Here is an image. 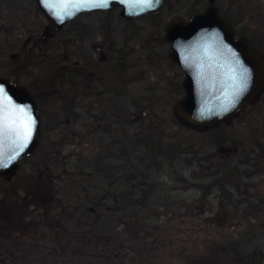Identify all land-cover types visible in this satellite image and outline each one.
I'll return each mask as SVG.
<instances>
[{
	"label": "rangeland",
	"instance_id": "374dc122",
	"mask_svg": "<svg viewBox=\"0 0 264 264\" xmlns=\"http://www.w3.org/2000/svg\"><path fill=\"white\" fill-rule=\"evenodd\" d=\"M16 1L9 2L6 14L0 12V77L31 92L42 139L10 176L0 178V264H195L204 257L199 264H233L226 252L210 255L209 248L246 239L248 253L255 247L264 252V87L232 117L203 129L174 110L182 96V70L169 58L163 26L202 12L207 0H163L156 14L121 21L116 42L117 35L101 26L98 34L89 31L84 43L82 34L52 28L42 36L48 23L33 0ZM213 3L236 35L264 52V0ZM119 42L121 94L91 95L95 110L86 115L88 98L82 87H70L69 61L89 60L90 69L98 70L104 54ZM106 69L113 87L118 84L114 67ZM123 137L148 144L158 139L155 145L165 152L158 170L149 172L152 190L141 213L148 212L149 229L141 241L128 239L118 247L126 230L117 225L121 239L84 255L81 243L67 244L75 231L64 219V194L80 197L89 191L97 177L89 172L85 178L79 166L98 155L109 160ZM124 174L110 191L129 188ZM258 258L246 264H257Z\"/></svg>",
	"mask_w": 264,
	"mask_h": 264
},
{
	"label": "water",
	"instance_id": "95a60500",
	"mask_svg": "<svg viewBox=\"0 0 264 264\" xmlns=\"http://www.w3.org/2000/svg\"><path fill=\"white\" fill-rule=\"evenodd\" d=\"M37 9L53 24L69 21L77 11L108 10L118 6L125 19L145 12H155L163 0H34ZM165 39L170 44L169 58L183 71V94L175 104L176 115L199 129L227 120L245 105L257 98L264 87V52L249 46L245 36L234 38L229 21L219 15L213 0L206 8L196 12L185 22H170L165 27ZM242 68L248 69L247 89L234 95L233 77L239 78ZM5 96L11 108L28 106L25 113L32 116L31 139L25 146L23 139L14 135L0 136V178L10 176L17 168V161L35 147L39 135V118L35 101L24 86L0 77ZM11 118V117H10Z\"/></svg>",
	"mask_w": 264,
	"mask_h": 264
},
{
	"label": "trees",
	"instance_id": "16d2710c",
	"mask_svg": "<svg viewBox=\"0 0 264 264\" xmlns=\"http://www.w3.org/2000/svg\"><path fill=\"white\" fill-rule=\"evenodd\" d=\"M131 140L128 137H123L117 153L114 155L110 153L107 156L109 160H106L104 155H98L95 159L89 160L88 165L79 166L80 173L85 178L89 172L90 175L97 177L90 185L89 191H86L83 196L78 197L74 192L64 194L65 197L67 196L65 199L67 202L63 206V210L66 212L64 219L67 220V227L75 231L67 244L77 246L78 243H81L87 248V252L84 250V255L96 248L106 247L113 240L119 239L120 235L117 237L116 231L117 225H121L126 230V238L122 239V243L118 241V247L126 244L128 239L141 241L142 235L149 229L148 212L141 215L143 209L148 207V199L152 190V184L148 182L149 172L150 169L158 170L163 162L162 159L165 157V152L159 150L158 146L155 145L158 139L152 140L153 142L150 144L141 140ZM117 158L118 161L116 162ZM23 159L25 158H22L20 162ZM122 173H125L123 175L124 183L129 185V188L123 186L122 189V186L119 185L122 189L121 192L110 191L114 190L113 185L118 183ZM106 184L108 186H105ZM108 201L111 202V205L106 204ZM247 242L246 239L245 241L232 240L226 245L218 244L209 248V254L215 255L226 252L233 264L250 263L253 261L254 255L258 254L257 264H264V252L255 247L248 253L245 250ZM114 255L116 254L111 256ZM205 261V257L199 258L195 264ZM25 264L34 263L27 261ZM35 264L47 263L37 261Z\"/></svg>",
	"mask_w": 264,
	"mask_h": 264
},
{
	"label": "flooded vegetation",
	"instance_id": "af4514ba",
	"mask_svg": "<svg viewBox=\"0 0 264 264\" xmlns=\"http://www.w3.org/2000/svg\"><path fill=\"white\" fill-rule=\"evenodd\" d=\"M14 1L15 0H0V12L2 11V14L3 13L6 14V12H4V10H9L10 6L14 3ZM9 2L11 3V5L9 4ZM17 2H20V0L16 1V3ZM32 2H33V6H34L35 11L37 13H39L43 18H45L47 23H48V25L45 26L44 29H43L42 36H46V35L48 36L47 30L49 28H52V29L58 30V31H65L66 33L72 34V35L82 34L81 38L83 37L82 38V42L83 43L85 42V40L87 38H90L88 36L89 31H93L92 33H97L98 34L99 33L98 29L101 26H104L105 29L108 30V33L117 35L116 39H115V42H116L118 37H119L118 30L120 29V22L121 21H124V22H127V23L136 22V20H138L140 18H144V17L150 16V15H154L157 12V11H155V12H145V13L139 15V16L132 17L130 19H125V18H123L120 15V8L118 6L112 7L110 9H108V10H101V9L84 10V11H77L75 13V15L67 22H60L59 21V24H57L58 26H56L55 24L51 23L37 9V7L35 5V1L33 0ZM213 2H214V0H213ZM18 5H19V3L16 6H18ZM194 13H196V12H194ZM194 13H192V14H194ZM218 13H219V15L223 16V14H221L219 11H218ZM191 15H190V17H191ZM92 16L95 17V21L92 22L93 24L90 23L91 18H93ZM187 20H181V21L172 20V21H168L165 24V26H163L164 33H165V27H166V25L168 23H170V22H185ZM20 24H21V22H19L17 28L14 27V33H16V34H20L21 33L20 32L21 31V27L19 26ZM155 30H157V29H155ZM90 35H92V34H90ZM239 37H241V36L236 35V32L234 30V38H239ZM163 38H164V41L168 44L169 50H170L169 42L165 39V36ZM19 39L20 38L18 36L17 40H19ZM28 40H30V38H28ZM34 41H35V38L33 39L32 42H34ZM134 41H135V38H132V42H134ZM25 43H26V40L24 38L22 40V42H21V45L24 46ZM70 43H73L72 39L70 40ZM249 46H252V45L249 44ZM110 50H112V51H110ZM169 52H168V54H169ZM118 55H120V42L119 43H115V45L111 49L108 50L107 55L104 54V56H103L104 58H102V65H100L98 70L97 69H92V70L90 69V67H89V62L90 61L89 60H87L86 62H82V64L80 65L79 62H77L76 60L70 59L69 62H71V64H70V66L68 67V70H67L68 71V76H69V78H68L69 82L71 80V86L70 87H72L73 89H75V87H82V90H83L82 93L84 94V96L86 95V97L88 98V103L84 107L85 108L84 114L90 115L91 113H94L95 106L93 105V103H91L92 100L89 101V98H90L91 95L96 96V98H98V97L106 98V97H111V93L113 92L114 93V97H119L120 96V94H121L120 85H119L120 71L118 70V68L120 67V65H119L120 64V59H119ZM106 62H107V64H106ZM110 62H113V65ZM106 65L114 67L115 76L118 79V84H115V86L113 85V87H111L110 81L105 76L106 73H110L111 72V70L106 69ZM181 75H182V78H183V71H182ZM79 78L81 79V82H80ZM181 82H182V80L180 81V84H179L180 87H181ZM181 90H182V87H181ZM29 93L31 94V92H29ZM182 94H183V90H182ZM31 96H32V94H31ZM32 98H33V96H32ZM34 101H35V107H36V114L38 116L37 103H36V100H34ZM116 109L119 110L120 108L117 106ZM105 111H106V108H101L100 109V112H102V113L105 112ZM38 118H39V116H38ZM39 120H40V118H39ZM97 124L100 125V123H97ZM39 130H41V124H40ZM39 138H40V134L38 135V140L40 141L42 138H40V139ZM38 140H37V145H38V142H39ZM36 146L34 147V149H36ZM29 154H27L26 156L21 157L20 159H18L17 167H18V164H19L20 160L22 158L27 157Z\"/></svg>",
	"mask_w": 264,
	"mask_h": 264
},
{
	"label": "snow or ice",
	"instance_id": "6c2138e0",
	"mask_svg": "<svg viewBox=\"0 0 264 264\" xmlns=\"http://www.w3.org/2000/svg\"><path fill=\"white\" fill-rule=\"evenodd\" d=\"M236 90L234 95L239 96L248 87L249 75L248 69L242 68L239 72V78L233 77ZM4 92L3 86L0 85V94ZM5 104L0 106V136L8 138L14 135L16 139H23L26 143L31 139L33 118L25 113L28 106L17 105L11 108V101L5 96ZM11 117V118H10ZM3 165H0L2 167Z\"/></svg>",
	"mask_w": 264,
	"mask_h": 264
}]
</instances>
